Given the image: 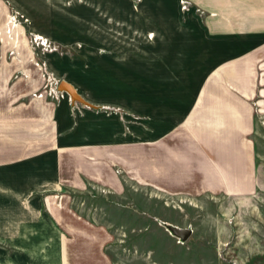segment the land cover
Listing matches in <instances>:
<instances>
[{"label": "crops", "instance_id": "crops-1", "mask_svg": "<svg viewBox=\"0 0 264 264\" xmlns=\"http://www.w3.org/2000/svg\"><path fill=\"white\" fill-rule=\"evenodd\" d=\"M37 1L0 0V12L11 3L33 10ZM181 1H73L74 8L103 9L101 25H129L136 14L137 26L154 33L158 89L152 98L122 93L127 112L106 110L116 101H25L0 66V234L11 247L48 249L35 244L59 232L67 210L70 218H86L65 207L64 198L92 187L122 196L124 171L133 170L130 178L140 184L174 191L245 194L228 158L256 150L257 115L264 112V0H191L187 11ZM120 64L114 68L126 81L128 68ZM251 169L249 194L258 184Z\"/></svg>", "mask_w": 264, "mask_h": 264}, {"label": "rangeland", "instance_id": "rangeland-1", "mask_svg": "<svg viewBox=\"0 0 264 264\" xmlns=\"http://www.w3.org/2000/svg\"><path fill=\"white\" fill-rule=\"evenodd\" d=\"M73 1L41 0L33 10L11 3L0 12V66L11 72V90L21 98L25 95V101H56L57 81L67 80L86 100L117 102L107 107L110 113L127 112L119 104L122 93L152 98L160 76L152 57L154 33L137 26L136 14L130 15L129 25H101L97 21L104 18L103 9L74 8ZM181 2L184 11L192 6L191 0ZM122 61L129 72L126 81L114 68ZM63 94L71 100L67 92ZM256 125L254 154L245 148L236 152L235 159L228 158L240 170V191L245 194L174 191L140 184L130 178L133 170L124 171L127 185L122 196L92 187L64 198L65 207L74 208L94 226L70 218L72 212L67 210L59 232L35 244H47L48 249H14L0 234V264H264L263 111L258 112ZM252 165L258 184L249 194ZM165 222L191 228L192 235L183 241L166 229Z\"/></svg>", "mask_w": 264, "mask_h": 264}, {"label": "water", "instance_id": "water-1", "mask_svg": "<svg viewBox=\"0 0 264 264\" xmlns=\"http://www.w3.org/2000/svg\"><path fill=\"white\" fill-rule=\"evenodd\" d=\"M59 90L67 92L73 103L79 102L87 106H94L78 92V89L71 82L67 80L61 81ZM164 225L171 234L180 237L183 241L188 240L193 232V229L191 228H182L168 222H165Z\"/></svg>", "mask_w": 264, "mask_h": 264}, {"label": "built area", "instance_id": "built-area-1", "mask_svg": "<svg viewBox=\"0 0 264 264\" xmlns=\"http://www.w3.org/2000/svg\"><path fill=\"white\" fill-rule=\"evenodd\" d=\"M183 7L184 8H186L187 7V5H186V3H183ZM36 37V40L38 39V40H41L42 42H44V41H46V40H44L43 38H41V37H37V36H35ZM47 42V41H46ZM44 45H46V43H44ZM60 83H61V81H57V99L58 98H60V97H63L64 96V94L63 93H65V91H61V90H59V85H60ZM63 95V96H62Z\"/></svg>", "mask_w": 264, "mask_h": 264}]
</instances>
